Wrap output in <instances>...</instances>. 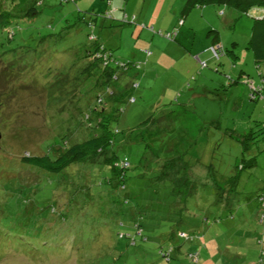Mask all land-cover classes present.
I'll use <instances>...</instances> for the list:
<instances>
[{"label":"rangeland","instance_id":"374dc122","mask_svg":"<svg viewBox=\"0 0 264 264\" xmlns=\"http://www.w3.org/2000/svg\"><path fill=\"white\" fill-rule=\"evenodd\" d=\"M187 3L0 0V92L9 97L0 102V234L29 239L27 247L39 251L7 249L0 264H191L186 253L198 264H264L256 202L264 190V64L257 67L248 49L257 12ZM28 7L38 16L20 19ZM180 20L190 37L172 41L166 35L180 30ZM88 35L129 64L112 85L127 99L113 104L123 112L110 128L119 131L113 151L130 167L126 191L110 193L100 187L105 175L92 168L95 198L82 202L71 186L79 167L68 178L34 175L19 160L49 144L59 148L63 137L73 143L94 109L100 89L93 79L77 80ZM251 89L258 99H250ZM251 132L255 140L243 150L239 139ZM165 161L173 166L165 169ZM185 182L198 192L180 216ZM218 188L225 189L220 201ZM133 218L143 234L127 246L118 233ZM174 245L182 255L161 261L160 247Z\"/></svg>","mask_w":264,"mask_h":264},{"label":"trees","instance_id":"16d2710c","mask_svg":"<svg viewBox=\"0 0 264 264\" xmlns=\"http://www.w3.org/2000/svg\"><path fill=\"white\" fill-rule=\"evenodd\" d=\"M186 1L188 2L187 4H189L190 6L191 4H194V6L197 4L204 6L207 4L215 3L234 9L241 14H247L251 10L257 12L255 16L256 19H254V25L252 28V35L249 40L248 49L252 52L255 60V65L257 67L264 64V0ZM38 14V11L34 7H28L24 12H22L19 17L20 19H32L38 16ZM10 37V34H8V38ZM187 37H190L189 33L184 36L183 41H185ZM88 39L91 42V45L83 49L81 59H79L81 63L79 66L80 69L78 74H81V77L79 78L78 76L77 80L84 79V81H87L89 79H93L94 84L92 85L96 89H100L94 99V109L84 114L83 127L79 129V133L75 136V141L73 143L70 141L69 143H67L66 139L68 138L63 137L60 139L61 145L59 146V148H57V146L54 144H49L46 150H41L39 148L42 153L41 155H22L21 159L19 160V163L22 166L29 168V170H32L34 175L40 173H47L54 176L58 175V177L62 178H68L66 172L73 166L79 167L80 173H78L77 176L79 182H71V186L74 187V197H76L77 200H81L82 202L90 200V198H95V196L93 197L91 195L90 191L92 182H90V180L87 178L89 171L93 170L92 168H97L96 170L98 172V175H105V177L101 178L102 181L100 182V187L104 185L103 187L106 189V191H109L110 193L112 191H126V171L130 167V164L126 157L120 158L113 151L114 137L119 133V131L112 130L110 128L112 122L116 121L117 115L123 112L122 108L115 109L113 107V104L121 103L122 101L127 99L126 96H123V93L116 92L115 90H113L112 85L119 82L121 77L126 74L129 64H125L115 60L112 56V52H109L104 47H102L96 39H92L91 35H88ZM176 39L177 36L171 40L176 41ZM261 80L264 82V77H262ZM136 86H134L132 83L130 85V89L136 88ZM251 86L253 87L254 84H252ZM4 91L6 92V90ZM257 93L260 92L257 91ZM0 96L3 97H0V102H3L4 98H9L8 94L3 92H0ZM250 99H258V94L256 95L253 89H251L250 91ZM131 101L132 98L129 97L128 103H130ZM261 133H264V126L260 130V134ZM254 140V133L251 132L250 134L241 137V139H239V142L243 146V150H247L249 146L252 145L251 141ZM252 160L253 159H251V161ZM169 161H165L168 162V164H166L168 166L165 165L164 167L165 169L169 167L171 168L173 166V164ZM253 163L254 162L250 164ZM242 167L243 166L240 165L238 168L240 169ZM35 170H37L38 172ZM62 173L64 174V176ZM160 178L161 174L156 177V179ZM233 179L229 178L226 183H228V185H233L235 181ZM184 185L185 193L182 198V204H180V206H177V214H179L180 216L181 214L186 213L187 211V199L198 192L197 186L195 184H191V182H185ZM217 190L218 192L216 195V199L220 201L222 198L221 192H225V189L222 190L218 188ZM101 194L104 198L105 196L103 195V193ZM262 198H264V190L260 191L259 194H257L256 196L258 210L261 212L258 217H260L259 219H262L261 221L264 220V206L261 201ZM127 203V197H123L121 199V204L126 205ZM138 220H134L133 218L132 224H128L130 225V227H127L128 230L126 232L121 231V233H118V238L120 240H126L127 243L125 245L127 246H135L136 239L142 238L143 231L142 224L140 223L141 219L139 218ZM182 222V218L174 220V223L177 224L176 226L182 224ZM202 222L207 223L208 219L204 218ZM214 223H219V219L214 221ZM120 226H123V224L121 223ZM177 237H183L185 241H191L194 239V237L189 238L187 235H184L183 232L178 233ZM0 240V258L6 255L7 249H11L12 251L19 249L20 251L28 252V254L31 253L32 257L35 254H39V251H36L35 249L33 251L32 248L27 247L29 246L27 244L29 242V239L24 240L23 237L17 236L4 237L0 234ZM179 253H182L181 245H174L172 247L166 248L160 247L158 252L159 258L165 263H169L174 260L175 256H177ZM179 255L181 256L182 254ZM184 255L186 260L189 261V263L198 264L199 261L196 254L186 253Z\"/></svg>","mask_w":264,"mask_h":264},{"label":"built area","instance_id":"2783aa9c","mask_svg":"<svg viewBox=\"0 0 264 264\" xmlns=\"http://www.w3.org/2000/svg\"><path fill=\"white\" fill-rule=\"evenodd\" d=\"M183 25V22L182 20H180L178 22V27L182 26ZM178 34V28L176 30H173L171 33L167 34L166 37L169 38V39H174ZM220 47L217 46L216 48L212 49V53L214 54L215 57H217L218 53H220ZM262 203H263V206H264V198L261 199Z\"/></svg>","mask_w":264,"mask_h":264},{"label":"crops","instance_id":"0c3cea01","mask_svg":"<svg viewBox=\"0 0 264 264\" xmlns=\"http://www.w3.org/2000/svg\"><path fill=\"white\" fill-rule=\"evenodd\" d=\"M188 32L186 30H184V26L182 25L180 27V30L178 31L177 34V38L179 37V40L183 41L184 40V36L187 34ZM152 42H153V38H152ZM219 46V45H218ZM201 66H205L203 64H201Z\"/></svg>","mask_w":264,"mask_h":264}]
</instances>
